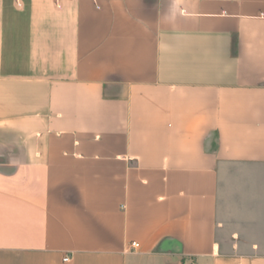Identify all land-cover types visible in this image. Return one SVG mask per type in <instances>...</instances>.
<instances>
[{
    "label": "crops",
    "instance_id": "1",
    "mask_svg": "<svg viewBox=\"0 0 264 264\" xmlns=\"http://www.w3.org/2000/svg\"><path fill=\"white\" fill-rule=\"evenodd\" d=\"M0 264H264V0H0Z\"/></svg>",
    "mask_w": 264,
    "mask_h": 264
},
{
    "label": "built area",
    "instance_id": "2",
    "mask_svg": "<svg viewBox=\"0 0 264 264\" xmlns=\"http://www.w3.org/2000/svg\"><path fill=\"white\" fill-rule=\"evenodd\" d=\"M130 245H131V247H132V248H137V247H138V243H137V242H135V241H132V242L130 243ZM63 260H64V261H67V260H68V258H67V257H65Z\"/></svg>",
    "mask_w": 264,
    "mask_h": 264
}]
</instances>
